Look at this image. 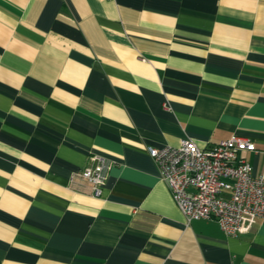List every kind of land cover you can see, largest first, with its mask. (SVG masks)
<instances>
[{
	"label": "crops",
	"instance_id": "obj_1",
	"mask_svg": "<svg viewBox=\"0 0 264 264\" xmlns=\"http://www.w3.org/2000/svg\"><path fill=\"white\" fill-rule=\"evenodd\" d=\"M234 135L264 176V0H0V264H264V221L186 225L147 152Z\"/></svg>",
	"mask_w": 264,
	"mask_h": 264
},
{
	"label": "built area",
	"instance_id": "obj_2",
	"mask_svg": "<svg viewBox=\"0 0 264 264\" xmlns=\"http://www.w3.org/2000/svg\"><path fill=\"white\" fill-rule=\"evenodd\" d=\"M147 152L186 225L215 220L226 236L236 237L264 221V176H253L250 164L239 156L255 152L249 140L234 135L202 149L184 139L177 147H148ZM90 160L80 176L98 198L112 166L99 156Z\"/></svg>",
	"mask_w": 264,
	"mask_h": 264
}]
</instances>
